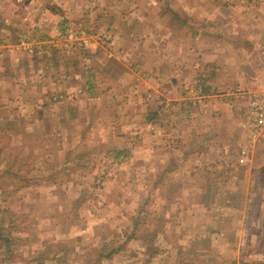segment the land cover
Listing matches in <instances>:
<instances>
[{
	"label": "rangeland",
	"instance_id": "rangeland-1",
	"mask_svg": "<svg viewBox=\"0 0 264 264\" xmlns=\"http://www.w3.org/2000/svg\"><path fill=\"white\" fill-rule=\"evenodd\" d=\"M193 1L0 0V264H264V189L238 159L262 34L235 30L264 0H219L221 68L159 44Z\"/></svg>",
	"mask_w": 264,
	"mask_h": 264
},
{
	"label": "crops",
	"instance_id": "crops-1",
	"mask_svg": "<svg viewBox=\"0 0 264 264\" xmlns=\"http://www.w3.org/2000/svg\"><path fill=\"white\" fill-rule=\"evenodd\" d=\"M191 5L192 7H189V6L185 7L182 5L181 9L178 7L176 10L174 8L173 9L171 8L170 13L174 15L180 12V15L183 16V19H180L178 21V24L175 25L174 28L170 29L169 34H167L166 37L163 38V40L165 41H162V43H159L160 46L170 45V46H174L175 48H178L179 45L181 46L182 43H186L190 45L192 43L191 39H193L195 40L193 42L194 44H198L199 42H201L202 46L206 48L205 51H208L205 53L200 51L197 55L203 54L204 59L207 58L205 59L207 61L212 60L214 62L217 61L218 63L225 61L226 53H229V49L227 48L229 46V43L227 41L226 26H227V21H228V14L230 15L231 13L229 10L230 8L228 9L226 6L221 4L219 0H203V3L200 0H194L191 3ZM244 10H245L244 13L242 10L238 11V13H240L241 16L239 19L240 24H238V26L235 28L236 34L238 32L236 36L240 35L239 39L245 38L244 37L245 35H243L244 30H246L247 33L250 32L256 35L257 39L259 35L262 34L261 40L259 42V46H260L263 43V39H264V7L254 6L252 9L247 8V10L246 9ZM145 12L146 11L144 10L142 14L147 13ZM233 12L235 14L237 13L236 11H233ZM244 21L246 23L245 27L243 26ZM196 23L199 24L200 27L196 26ZM248 23H250L249 30L246 28L248 27L247 25ZM178 31L179 32L182 31V32H180L179 34ZM199 34L200 36H197ZM198 37L200 38L198 39ZM248 40H251V39H248ZM248 40L247 42L251 43V41H248ZM213 47H214V51L210 49ZM172 54L175 56H181L180 54L174 53V52ZM189 55H191L190 52H189ZM189 55L187 54L184 55V58H182L180 61L191 60ZM192 58H193V61L196 59L195 57H192ZM220 65L221 67H223V64L219 63V68H221ZM46 104H50V103L47 102ZM17 119H18V122L25 121L27 122L26 124L28 123L30 124L28 119H25L21 115H18ZM241 122L242 121H240V123ZM231 124H233V121H227L224 124L219 125V127H224V128L227 126L233 127ZM239 126L241 128V125ZM247 130L248 131L246 130L244 131L248 133L250 144H249V147H246L245 149H242L240 151L238 159L240 163H245L246 165L249 163V165L251 166L250 172L254 174H258L256 182L253 183V186H254L253 191H257L259 189L262 190L264 189L263 188L264 187V169L257 170V166L259 165H256L254 161L255 160L254 156L256 152L255 147H257V145L260 143H264V135L254 134L252 129L251 130L247 129ZM235 131H236V127L234 129V132ZM235 139H237V136H235ZM127 150L129 152V149ZM64 165L66 166L67 163H64ZM194 170L195 169L192 167L190 169L186 167L183 169V171L178 170L177 174L179 173L189 174L190 173L191 175V177L187 179L185 177L178 178L177 182H179V185L181 186L180 188L182 187L189 188L191 186L190 184L192 183L191 181L195 179ZM184 181L187 182V185ZM249 189H250V186H249Z\"/></svg>",
	"mask_w": 264,
	"mask_h": 264
},
{
	"label": "built area",
	"instance_id": "built-area-1",
	"mask_svg": "<svg viewBox=\"0 0 264 264\" xmlns=\"http://www.w3.org/2000/svg\"><path fill=\"white\" fill-rule=\"evenodd\" d=\"M260 54L264 59V39L260 45ZM261 89L253 92L251 99L252 117L246 123L252 128L254 134L264 135V81L260 85ZM259 93V94H257Z\"/></svg>",
	"mask_w": 264,
	"mask_h": 264
}]
</instances>
